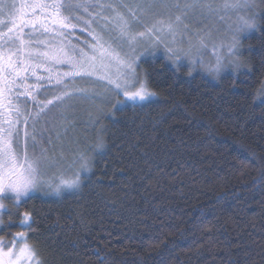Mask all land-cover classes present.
Masks as SVG:
<instances>
[{
    "label": "trees",
    "instance_id": "16d2710c",
    "mask_svg": "<svg viewBox=\"0 0 264 264\" xmlns=\"http://www.w3.org/2000/svg\"><path fill=\"white\" fill-rule=\"evenodd\" d=\"M255 13L235 77L140 61L153 101L104 121L78 190L12 208L7 240L40 264H264V0Z\"/></svg>",
    "mask_w": 264,
    "mask_h": 264
},
{
    "label": "snow or ice",
    "instance_id": "6c2138e0",
    "mask_svg": "<svg viewBox=\"0 0 264 264\" xmlns=\"http://www.w3.org/2000/svg\"><path fill=\"white\" fill-rule=\"evenodd\" d=\"M255 7L256 0H0V197L20 201L45 186L57 197L78 190L82 174L91 172V153L102 152L105 142L98 136L89 151L73 138L69 158L65 140L75 118L68 114L77 104L100 101L115 109L152 102L156 94L137 68L161 49L176 69L187 60L189 75L199 64L214 81L226 72L235 77L247 67L239 36L258 30V20L253 14L233 21L231 14ZM189 17L221 25L216 31L224 38L216 42L212 27L193 29ZM76 29L87 38L73 42ZM185 38L187 50L180 47ZM209 47L215 63L206 64L200 53ZM46 85L54 89L50 98ZM49 169L62 178L48 184ZM14 261L40 264L23 234L7 251L0 241V264Z\"/></svg>",
    "mask_w": 264,
    "mask_h": 264
},
{
    "label": "rangeland",
    "instance_id": "374dc122",
    "mask_svg": "<svg viewBox=\"0 0 264 264\" xmlns=\"http://www.w3.org/2000/svg\"><path fill=\"white\" fill-rule=\"evenodd\" d=\"M15 2L17 4L21 3V2H28V0H15ZM256 6H257V0H256ZM256 7L254 9H248V10H240L239 13H233L231 14L232 16V20L235 21L237 15H244V16H251L253 14L256 15ZM149 23H151V21H148ZM189 24L191 25V27L193 29H203L206 30L207 27H212V36L213 39L216 42H219L221 39L224 38L225 33L223 31H216V28L218 27H222L221 25L217 24L214 27L207 21V20H200L197 21L192 17H189L188 19ZM235 26V25H233ZM138 30H143V28L139 25L136 26ZM248 32H243L240 34L239 39H241L242 37H244L245 34H247ZM77 38L80 41H83L84 39L87 38V34L86 33H82L80 32L79 29L75 30V36L72 37L71 39L73 40V42H76ZM179 40V38H178ZM180 47L187 50L188 48V44H187V39L185 38L184 43L180 44ZM193 55H195V51H193ZM200 56L203 57V60L205 61V63H215V58L212 55L211 52V48L209 47L208 50H203L200 53ZM152 58H162L170 67H173L171 65V63L169 61H167L163 50L161 49L160 51H158L154 56L148 58V59H152ZM143 60V59H142ZM141 60V61H142ZM185 66L187 67L188 71H189V65L187 60H184L181 64V66ZM61 71H65L67 70V66H62ZM137 71L143 75V73L141 71L138 70ZM200 73L202 74L204 77L208 78L211 81L212 80L211 77H209L203 70V68L199 67V64L197 66V70L196 71H192L191 73ZM231 74V72H226ZM42 75H46L45 73H43L41 71ZM223 74V73H222ZM49 88V92H48V96L49 98L51 97V95L53 94V87L51 85H46ZM262 93H264V86L262 89ZM41 98H43V96H41ZM258 99L261 100V95L258 96ZM128 106H136V105H132L131 102L128 103ZM125 106H120L118 108H112L111 105L103 103L98 101V104L96 107H93L92 105H89L87 103L85 104H77L75 107V111L74 112H70L69 115V119H72V117L74 116V125L69 127V132H68V137L65 140V150H66V155L69 156V158H71L70 154L68 153V145L71 142V140L73 138L79 140L80 145L82 148L87 147L89 151H91L92 147L95 145V143L97 142V138L98 136H102L103 131H104V121L105 120H110L113 117V113L115 110H120L122 108H124ZM89 112H92L93 116L92 118L89 117ZM97 115H100V119L99 121H97L95 124L91 122L92 119H94ZM72 147L74 148L75 145H72ZM101 152H93L92 154V164L96 158L97 155H99ZM58 170L56 169H49L46 173V175L43 177V179L45 181H47L48 184H51L53 182H58L62 177L60 175L57 174ZM83 175L82 174V179H83ZM70 178V176H69ZM49 192V189L47 188V186H45L42 190L40 191H35L30 193V195L28 197H23L21 198L20 201H15L14 198L10 199V202L13 205V208L16 207L21 201L29 198V197H33V196H44V197H50V198H58L57 196L54 195H50L47 194ZM11 197V196H9ZM12 198V197H11ZM18 237V235H15L11 241H5L3 246L5 247V251H7V248L9 246H12L14 244H16V238ZM23 244H19L17 245V248L22 247ZM9 258L7 256L4 257L5 262H7ZM14 264H16V262L14 261ZM25 264H27V262H25ZM32 264H35V262L33 261Z\"/></svg>",
    "mask_w": 264,
    "mask_h": 264
},
{
    "label": "flooded vegetation",
    "instance_id": "af4514ba",
    "mask_svg": "<svg viewBox=\"0 0 264 264\" xmlns=\"http://www.w3.org/2000/svg\"><path fill=\"white\" fill-rule=\"evenodd\" d=\"M10 199L12 201L13 198L9 196L0 197V203H3L5 206L3 209H0V241H2V243H4V240L11 241L15 236L12 235L11 239L7 240L4 234V231L10 229L14 224V221L10 218V210L13 208ZM16 224L18 225V222Z\"/></svg>",
    "mask_w": 264,
    "mask_h": 264
}]
</instances>
